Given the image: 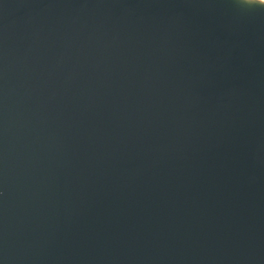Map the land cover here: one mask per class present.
Returning a JSON list of instances; mask_svg holds the SVG:
<instances>
[{
  "label": "water",
  "instance_id": "obj_1",
  "mask_svg": "<svg viewBox=\"0 0 264 264\" xmlns=\"http://www.w3.org/2000/svg\"><path fill=\"white\" fill-rule=\"evenodd\" d=\"M0 264H264V7L0 0Z\"/></svg>",
  "mask_w": 264,
  "mask_h": 264
},
{
  "label": "snow or ice",
  "instance_id": "obj_2",
  "mask_svg": "<svg viewBox=\"0 0 264 264\" xmlns=\"http://www.w3.org/2000/svg\"><path fill=\"white\" fill-rule=\"evenodd\" d=\"M241 5L264 7V0H237Z\"/></svg>",
  "mask_w": 264,
  "mask_h": 264
}]
</instances>
